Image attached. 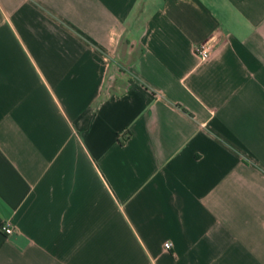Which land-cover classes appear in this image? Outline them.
<instances>
[{"label":"crops","instance_id":"crops-1","mask_svg":"<svg viewBox=\"0 0 264 264\" xmlns=\"http://www.w3.org/2000/svg\"><path fill=\"white\" fill-rule=\"evenodd\" d=\"M0 264H264V0H0Z\"/></svg>","mask_w":264,"mask_h":264},{"label":"built area","instance_id":"built-area-1","mask_svg":"<svg viewBox=\"0 0 264 264\" xmlns=\"http://www.w3.org/2000/svg\"><path fill=\"white\" fill-rule=\"evenodd\" d=\"M195 53L198 56L197 58L200 61L207 60L209 57H211V54H212V45H211V43L208 40H206V41L198 44L195 47ZM1 231L6 236H10V235L13 234V229L11 227H9V226H3L2 225L1 226ZM171 246H172V244L170 242L165 244V248L166 249H169Z\"/></svg>","mask_w":264,"mask_h":264}]
</instances>
